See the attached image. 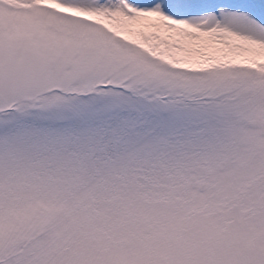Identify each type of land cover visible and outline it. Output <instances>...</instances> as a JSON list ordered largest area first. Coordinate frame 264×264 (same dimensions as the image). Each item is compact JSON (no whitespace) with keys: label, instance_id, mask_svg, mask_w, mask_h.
I'll return each instance as SVG.
<instances>
[{"label":"snow or ice","instance_id":"6c2138e0","mask_svg":"<svg viewBox=\"0 0 264 264\" xmlns=\"http://www.w3.org/2000/svg\"><path fill=\"white\" fill-rule=\"evenodd\" d=\"M0 264H264V0H0Z\"/></svg>","mask_w":264,"mask_h":264}]
</instances>
